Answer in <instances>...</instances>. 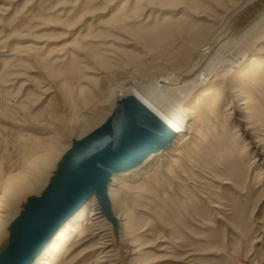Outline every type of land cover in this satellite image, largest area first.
<instances>
[{
	"label": "rangeland",
	"instance_id": "374dc122",
	"mask_svg": "<svg viewBox=\"0 0 264 264\" xmlns=\"http://www.w3.org/2000/svg\"><path fill=\"white\" fill-rule=\"evenodd\" d=\"M213 4L0 0V174L62 150L104 120L111 106H98L105 82L165 73L151 56L168 58L191 39L207 22L201 15L217 12ZM255 44L249 57L264 61V39ZM247 88L248 98L226 91L214 110L200 104V130L180 155L164 154L119 177L120 201L112 205L119 264H264V66ZM86 118L95 123L85 127ZM68 231L63 255L77 239ZM91 244L53 264H93L96 252L70 261Z\"/></svg>",
	"mask_w": 264,
	"mask_h": 264
},
{
	"label": "bare ground",
	"instance_id": "6f19581e",
	"mask_svg": "<svg viewBox=\"0 0 264 264\" xmlns=\"http://www.w3.org/2000/svg\"><path fill=\"white\" fill-rule=\"evenodd\" d=\"M164 1L174 2L177 0ZM210 1L215 2L213 6L216 7L217 12L212 13V9H210V12L201 15L206 17L207 22L200 25L199 28L193 29L192 34L189 35L191 39L186 43H177L170 52H167L169 53L168 58L165 56L162 58L155 52L151 56L152 62H162L163 65L167 66V71L164 70L165 73L150 72L145 79L143 77V80L126 77L123 74L124 76L120 75L121 80L123 79L121 83L105 82L102 84L106 93L98 106L102 107L110 102L109 112L104 120L77 139L87 136L102 126L113 113L117 101L126 96L136 97L163 119L167 128L176 132L170 138H166L167 140L160 137L148 153L141 154L140 160H136L125 169L113 173L108 186L113 207L120 201L116 197L117 192L114 188L116 184L118 185L120 176L130 178L129 176L136 171V168L151 164L150 162L155 158L172 153L180 155L185 151L192 135L196 134L198 129L200 130L199 127L202 124L201 117L204 114L202 115L201 111L204 108L200 107V104H210L213 109L217 107L220 98L227 97L226 91L233 95L237 93L236 96L240 93V96L247 97L244 94L249 91L247 86L249 83L257 82L258 73L261 72L264 61L249 56L252 48L256 46L255 43L264 39V0ZM233 106L234 104L231 102V105L226 108L228 110L233 109ZM225 114L227 113L225 112ZM61 118H63L62 115ZM56 119L60 118L56 116ZM71 119L72 117L70 121ZM83 121H85V127H91L95 123L94 118H86ZM134 127L139 128L140 126L135 124ZM197 135L200 136V134ZM57 138L60 139L59 136L56 137V140ZM75 140L76 138L70 139V142L62 150L50 148L48 155L39 157L37 161L35 159V163L26 162L17 168H12L11 172L6 171L0 174V253L9 247L12 226L26 210L27 204L34 198L41 196L66 170L65 164L69 163L66 162L70 158ZM164 140L165 143H163ZM33 150L38 151V148H33ZM97 203L94 194L91 199L81 204L59 227L61 231L58 236L52 238L55 243H53L51 251L52 248L55 251L48 254L50 249L46 245L29 264H53L55 258L58 256L67 257L72 249L84 245L87 241H92L91 246L82 248L76 256L72 257L71 263L80 260L88 252H96L97 257L91 262L95 264H119V255L115 248L116 238L112 231L115 228L113 229L112 225L107 222L108 218L102 214L101 209H99L100 206L96 207ZM88 207L91 209L89 210ZM110 222L114 226V223ZM69 229L77 234V239L63 255L59 252L65 248L67 239L73 237L69 233Z\"/></svg>",
	"mask_w": 264,
	"mask_h": 264
},
{
	"label": "water",
	"instance_id": "95a60500",
	"mask_svg": "<svg viewBox=\"0 0 264 264\" xmlns=\"http://www.w3.org/2000/svg\"><path fill=\"white\" fill-rule=\"evenodd\" d=\"M174 134L136 97L118 100L102 126L74 141L62 176L27 204L12 226L10 244L0 253V264L31 263L59 227L94 194L102 214L114 223L118 234L120 219L112 210L108 193L113 173L140 160L160 137L168 139Z\"/></svg>",
	"mask_w": 264,
	"mask_h": 264
}]
</instances>
